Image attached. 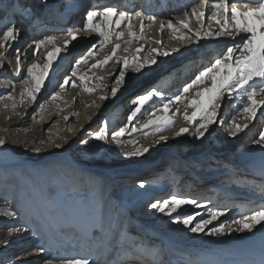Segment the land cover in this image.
Segmentation results:
<instances>
[{
	"label": "rangeland",
	"instance_id": "1",
	"mask_svg": "<svg viewBox=\"0 0 264 264\" xmlns=\"http://www.w3.org/2000/svg\"><path fill=\"white\" fill-rule=\"evenodd\" d=\"M77 1L79 0L73 2H70V0H48L47 7H44L40 5V0H23L24 3L32 7L33 13L39 18L38 23H43V26L49 27L55 25L57 16H61L59 20H62L58 22L69 21L72 18L73 21L78 20V27H80L84 22L88 7L91 9L93 5L88 2L89 0H85L87 5L82 7L83 10L77 12L81 11L78 16L73 11ZM9 3L10 0H0V29H3L9 22H15L22 27L23 31L18 39L13 42L8 55L12 57L15 49L20 48L23 50L21 58L24 63L19 75L15 74L13 59L4 61L3 68H0V88L7 87V90L0 94V131L6 127L9 130H14L13 121L27 117L26 130L29 126H40L41 132L37 133L39 137L36 141L33 140L31 148L25 147L28 145V140L23 138V158L44 160L60 156L59 153L69 150L70 140L75 138L73 149L65 154L70 161L77 162L82 166L76 168L72 164L68 166L60 162L42 163L26 169L13 168L9 171L0 172V209L10 207L18 213L16 217H6L0 214V242H3L0 243V264H45V261L54 258L81 256H85L94 262L99 257L102 258L99 240L103 237L108 225H111L112 236L108 237L106 235V237L115 240L118 243L117 248L123 245L125 239L132 237L133 247L121 250L123 254L138 255L147 245L152 248L149 255L151 254L154 258L164 256L163 261H166V264H225V260H227L225 256L229 253L223 250L221 246H229L230 248L231 245H234L231 249L236 252L233 253L234 258H241L244 261L248 255L242 251L243 248L240 245L250 246L255 242L264 246V229L259 231L260 234L258 233L261 240L257 241L254 238L237 246V243L241 240L237 237L242 235L243 232L235 231L237 225L233 223L234 220L240 219L252 209L262 206V201H264V186L258 189L254 187L255 182H259L258 177H254L252 182L251 177L243 175L251 174V170L257 168L254 166H252L253 168L247 167L245 163L248 164L249 158L254 155H263L259 151L260 144L253 142L256 138H259V133L262 130L257 133L256 137H253V140L246 141L242 148L240 146V148L230 153L229 157L234 159L230 160L228 165L219 168L221 170L219 172L220 177L208 179L205 186L207 189L206 194L204 193L203 197L195 199L199 202L198 206L183 205L178 213H173V217L179 215L181 219V222L174 223L172 217L165 216L155 209L149 208L148 205L154 201L170 199L173 196L181 199H192L188 193L195 192L201 183V181H198L193 189L191 187L192 180L195 179V176H201L200 170H209L210 166L215 165L214 162H218V159H204L203 151L211 149L210 147H213L214 150L225 149L227 145L221 148L222 143H229L233 147L237 139L232 136L229 137L228 133H225L227 135L218 133L212 139H202L199 142L194 136L188 134V139L180 137L176 139L177 143L181 145L184 143L185 148L183 150L179 151L180 145H170L167 147L169 153L161 154L160 152L157 153L153 147V136L147 137L148 141L145 142L141 132L137 131L139 133L136 135L132 134L131 129L138 126L137 122H145L149 118L155 119L161 116H166L167 119L174 121L168 130L163 131L168 132L178 123L179 116L172 112L170 108L168 112L159 111L158 109L163 107V103H161V95H157L144 105L141 112L129 124L127 117L130 111L137 106L136 104L132 106L130 103L135 96L156 89L159 82L155 86L151 85L132 95H130L129 88L123 89L125 85H121L117 95L112 97L110 89L115 86L114 80L123 64L114 67L113 57L103 68H92L93 64L102 61L106 57L100 56L101 54L108 51V55H111V46L116 42L113 29L115 24L113 19L115 18H111L113 25L107 27L98 18L101 28L105 26L104 29L107 31L109 29L113 30V35L109 31V35L111 34L110 37H112L111 42L105 45L102 50L99 48L100 44L95 45L94 41H90V36L86 37L87 33H78L79 39L71 41L69 32L74 27L63 31V35H68V38L62 42H56L55 47L61 48L62 51L53 60L52 67L49 69L40 92L36 93V100L31 101L25 91L31 85L23 83L24 79H29L27 77V66L32 62L43 65L46 62L48 52L53 51V46L47 45L37 55H33L35 46H29L31 42H34V38L29 35L32 30L29 31L24 24V21L28 24V20L31 18L28 17L26 21V18L20 15L14 16L13 10L8 7ZM65 5H67L66 7L69 6L67 13L62 11ZM141 5H143L142 2ZM104 7H113V5ZM114 7L121 9L118 4H114ZM169 11L167 12L169 13ZM151 15H153L152 12ZM34 20V18L31 20V25L35 22ZM133 21L134 18L131 21L134 28ZM60 24L57 23V25ZM121 29L124 30V36H126L128 31L127 22L124 23ZM95 39L98 43L102 40V37L96 36ZM169 39L170 36L168 35L165 41L167 42ZM66 40L70 42L65 49L64 42ZM76 45L82 46V50L76 52ZM94 46V58H89L94 60L92 62L89 60L76 68V61L85 56ZM128 48L131 50V54L136 53L137 48L130 49L131 45ZM102 51L104 52L101 53ZM26 54H28L27 58L25 57ZM118 55H123V52L118 53ZM132 57L128 59L131 60ZM163 59L165 58L158 61L159 64H155L156 67L159 65L158 71L161 74L164 75L172 70H174V73L178 71L176 67L179 63L177 61L174 60L172 64L175 65L169 67L170 65L163 62ZM74 69L77 72L75 77L72 76ZM127 71H134L131 66L125 69L126 77L131 78L127 83L129 84L133 82L134 77H137V75L126 73ZM80 76H87L89 79L81 81ZM69 77L72 78L65 87V91L61 93V99L52 101L50 99L51 95L59 92L60 85ZM96 77H103V79L98 80L95 79ZM73 82L76 84L77 82L81 83L77 87L79 90L76 87L72 88ZM12 83L16 85L14 92L12 91ZM85 85L95 90L86 92L84 91ZM71 89L77 91V95L74 96ZM9 94L14 96V99H7L6 97ZM101 95H107V99L101 101L99 99ZM74 99L75 102H73ZM21 100L24 101L22 106ZM13 104L16 105L15 109L12 107ZM96 105H99V107ZM243 105H245V102ZM41 107H43V111H41ZM52 109L56 110L57 117L52 114ZM152 112L156 113L155 117L151 116ZM73 113H78V115H73ZM1 114L6 118L1 119ZM65 116L69 117L68 121L64 120ZM46 117H49L48 122L53 119L47 125L45 124L47 121L44 120ZM231 119L230 117L225 123V129L228 128ZM56 121L60 122L54 123ZM261 126H264V121ZM121 127L129 129L125 136L121 137L123 141L133 140L136 146H148L151 151L142 157L126 156L125 151L114 156L110 155L114 151L110 150L114 147V141L111 137ZM101 129L105 131L106 142L95 139V135ZM26 130L21 134H26ZM52 134H55L56 137L54 142L51 141L54 137ZM5 137L12 140L11 144H7L9 146L13 147L18 142V137H15V135H6L1 138L5 140ZM42 137L47 142L44 143ZM83 140H87L88 143H82ZM209 140L213 143H210ZM192 142L197 143V146L191 144ZM56 144H60L61 147L56 148ZM127 148L133 149V145L129 144ZM36 149H39L40 153ZM8 151L12 154L9 160L15 161L22 158V153L19 150L12 148ZM110 156L112 158L109 160ZM191 156L192 159L190 160ZM117 158L118 162L113 163L116 167L124 161L129 163H126V165L121 164L119 169L111 170L109 175L104 171L98 173L91 168L99 162L108 165ZM182 160L185 162V169L179 171L177 170L178 164ZM182 172L184 178L180 183L177 179H180L178 176ZM140 182H144L145 187L140 188ZM211 184L219 187H212ZM18 185L21 190L14 192ZM51 190L55 193L51 194ZM218 190L222 191V194ZM250 196H255V200L251 199V202L246 204L238 202L239 199L244 200ZM216 210H222L224 215L207 225L204 232L193 233L189 231V228L197 222L209 219V214ZM65 212L68 214L69 221L72 222L73 229L64 233ZM187 215L194 216L192 225L185 226L182 223V218ZM240 215L242 216L237 218ZM13 218H18L19 223L17 225L14 226L11 223L2 225V221L9 222L8 220ZM135 222L154 223L152 224L154 229L152 232L157 237L155 244L153 243L154 239L147 241L148 238H143L142 233L134 227ZM17 226L18 228L27 227L29 231H26L23 237H17L21 232L13 233L7 239L3 237L6 236L5 233L9 229ZM216 227H224L226 234L223 236H209L206 234ZM21 238L20 241H22L24 247L12 251L13 241ZM5 240L8 242V248L2 250ZM38 246L45 247L46 251L43 255L34 251ZM138 248H141V250ZM165 248H168L171 258L167 256ZM28 250H33L31 255L27 254ZM153 253H155L154 256ZM21 256L25 259H19ZM200 258L203 260L200 261Z\"/></svg>",
	"mask_w": 264,
	"mask_h": 264
},
{
	"label": "snow or ice",
	"instance_id": "2",
	"mask_svg": "<svg viewBox=\"0 0 264 264\" xmlns=\"http://www.w3.org/2000/svg\"><path fill=\"white\" fill-rule=\"evenodd\" d=\"M48 0H40V5L47 7ZM9 8L13 10V15H20L21 17L27 18L33 15L32 7L28 6L23 0H10L8 5ZM206 12L209 14L208 18L214 20L217 24H220V29L213 33L205 30V24L203 20L206 16ZM184 19L178 24L174 23L172 20L167 22H160V29L163 32L165 26L171 30L172 39L177 41H182L186 43L196 42L199 43L200 40L206 37L219 38L221 36H236L241 33L246 34L238 45H233L227 47L224 52L214 57L207 66L203 67L194 77L187 83L183 85L179 93L175 96L173 101L170 103H175L177 105L175 111L179 112V104L184 101L187 94L190 91H194V96L188 100L186 107L193 109L191 115L187 112L184 114V120L189 124L195 125V131L190 132L189 128L181 127L176 131V137H180L185 134H189L195 137L196 140H202L205 138V134L209 131L210 126L218 123L217 120V110L220 108L219 101L227 95L229 98L236 96L244 100L245 106L239 110V112L244 114V119L252 120L257 115V110L264 108V0H196L195 5L191 8L190 12L185 11L183 13ZM140 21L141 32L140 37H137L136 33L133 31V25L131 21L133 18ZM129 15L127 11H120L115 7H105L102 11H97L95 8L86 12L84 16V22L80 27L75 28L74 31L69 32L71 41H76L79 39L78 33H94L98 32L99 36L102 37L100 41L99 48L102 50L105 45L111 42L112 37L109 35V31L101 28L99 24L94 23V21L99 18L107 24L110 18H115L114 23L117 28L124 22H127V34L131 37L130 40L126 42V45L122 48L119 43H116L111 50V55L106 56L102 61H99L92 65V68H103L104 65L108 64L109 61L117 56L119 52L128 51V46L133 42L143 36L144 32V15L141 12H136ZM147 20L149 22H155L156 17L154 15H148ZM195 18L196 24H191L192 19ZM191 25V26H190ZM148 27H151L149 23ZM196 31L193 32V28ZM186 30V31H185ZM23 29L20 25L15 22H9L3 29H0V68H3L4 61L13 59L14 60V71L16 75L21 73L22 65L24 61L21 58L22 49L16 48L12 57H9V49L12 48L13 42H15ZM124 36V30L121 29L115 34L114 39L116 41L120 40ZM70 41L66 40L64 42V48L68 47ZM35 49L33 55H37L42 48L47 45L53 46V51L48 52L46 57V62L41 65L36 62H32L27 66V77L29 79H24L23 83L25 85H31L25 89L29 99L31 101L36 100V93L40 92L41 87L44 84L45 78L48 75L49 69L52 67V62L56 56L62 51L61 48L55 47L56 37L53 35H46L44 38L34 41ZM154 43L160 44L161 41H155ZM93 49H90L85 56H82L78 61H76V68L80 64L87 63V60L93 57ZM145 51L143 47L137 48L136 52ZM179 47H174L170 51H159L153 48L149 53V56L145 57L141 62L137 56H133L131 60L128 58H123L122 61L118 57L116 60L117 64L122 62L123 67L119 71V74L114 80V85L110 89V95L115 97L120 89L121 85H127L130 77H126L125 69L132 67L134 72H140L146 67L157 64V60L152 53L156 56H169L173 53L179 52ZM72 76H77L75 69L72 71ZM81 81H87L89 78L87 76H80ZM95 79L102 80L103 77H96ZM69 80L65 79L60 85V91L55 92L51 95L50 99L56 101L61 99V93L65 91V87L69 84ZM78 85L73 82L72 87H77ZM15 83H12V91H15ZM95 89L89 88L85 85L84 91L91 92ZM23 95V93H22ZM160 95L158 90L152 89L135 96L133 103L137 106L130 111L127 119L129 124L137 117L138 113L141 112L144 105L155 96ZM7 99H14V96L9 94ZM205 98H207L205 100ZM101 101L107 99V95H101L99 97ZM75 102V99L73 100ZM21 106L24 101L21 100ZM99 107V105H96ZM15 109L16 105H12ZM41 107V111H43ZM159 111L168 112L169 104H164ZM61 111H63L61 109ZM73 115H78V113H73ZM156 113L152 112L151 116L155 117ZM65 121L69 120L68 116L64 117ZM174 121L167 119L166 116L157 117L155 119L149 118L147 121L141 123L137 127L131 129L132 132H141L146 138L149 136H154L157 132H163L168 130V128L173 125ZM106 127V126H105ZM247 128V124L241 126L237 123L235 117L231 119L229 126L227 128L228 134L235 137L239 132ZM148 131H144V130ZM129 131L126 127H121L118 131H115L111 139L115 142L118 148H126L129 144L133 145V149L127 153L126 156L142 157L146 153L151 151L148 146H136L135 141L128 140L122 141L121 137ZM95 139L98 141H107L104 129H101L95 135ZM168 140L167 136H159L158 139L154 141L155 144H160L161 142L166 143ZM87 144V140L81 141ZM256 144H260L264 147V131L259 133V138L253 141ZM67 143V141H65ZM6 144L4 139H0V148H3ZM56 148H60V144L55 145ZM39 152V149H36ZM140 188L145 187L144 182H140ZM198 201L195 199H181L175 196L170 199L158 200L150 203L149 208L155 209L157 212L162 213L165 216L172 217L174 223L181 222L179 215L173 217V213H178L179 209L183 205H194L198 206ZM0 214L6 217H16L18 213L9 208L0 209ZM224 212L222 210L212 211L209 214V219H204L201 222H197L194 226L189 228V231L193 233L204 232L207 225L211 224L214 220H217L220 216H223ZM194 216L187 215L182 218V223L185 226L193 224ZM237 225L235 231L239 232H249L252 233L254 230L264 229V206L252 209L247 214L243 215L240 219L233 221ZM259 226V228H258ZM230 227V226H229ZM29 231L27 227L24 228H12L8 230V235H13L14 232ZM209 236H223L225 235L224 227H216L211 231L206 233ZM3 243V242H0ZM33 250H28L27 254L31 255ZM37 254L43 255L46 251L45 247L38 246L34 249ZM155 255V253H153ZM45 264H94L89 258L85 256L73 257V258H62V259H50L45 261Z\"/></svg>",
	"mask_w": 264,
	"mask_h": 264
},
{
	"label": "bare ground",
	"instance_id": "3",
	"mask_svg": "<svg viewBox=\"0 0 264 264\" xmlns=\"http://www.w3.org/2000/svg\"><path fill=\"white\" fill-rule=\"evenodd\" d=\"M74 0H70V2H73ZM122 0H89L88 2L92 3L93 8H95L97 11H102L105 7L104 6H110L114 4H118L119 6H121L122 11H127L129 13V15H132L134 17V14L136 12H141L142 15H144L145 19H144V32H145V36L137 39V40H133V42L130 44L131 48H141L143 47L145 49V51L139 52V53H134L131 54V50H129L126 52H123V55H118L114 56L113 59V66H117L118 64L116 63L117 58L119 57L122 61L123 58H131L132 56H137L139 58V60L142 62L143 59L147 56H149V53L151 52V50L153 48L158 49L159 51H165L168 50L170 51L172 48L174 47H179L180 51L177 53H173L167 57L165 56H156L155 53H152L153 56H155V59L158 61H160L162 58L163 62H165L166 64L170 65L169 67H172L175 64H172V62L175 60L179 63V65L176 67L178 69V71H176L174 73V70L166 73V74H161L160 71H158L159 69V65L158 67H156L155 65H151L149 67H146L145 69H143L140 72H130L127 71L126 73H133L136 74L137 77H134L133 82H135V80H137V82L133 83H129L127 85L124 86L123 89L129 88L130 89V95L135 94L136 92L140 91L141 89H144L146 87H149L151 85H154L159 82V84L157 85L156 90H158L159 93H161V103L164 104H169V108L172 112L178 114L179 116V121L177 124L174 125V127L171 128L170 131L168 132H162V133H156L153 136V147L155 149V151L157 153H169L167 147L168 146H172V145H180L179 151H181V149L183 150L185 148L184 143L179 144L176 142V139L179 137H176L175 133L176 131H178L181 127H187L189 128L190 132H193V129L195 128L194 124H189L188 122H186L184 120V114L185 112H187L188 115H191L193 112V109L191 108H187V102L188 100H190L191 98H193L194 96V91H190V93L187 94V97L184 101H182L179 104V112L177 113L175 111L177 105L175 103H170V101H173L175 99V96L179 93L180 89L183 87V85L187 82H189L196 73H198L203 67L207 66V64L217 55L221 54L222 52H224V50L229 47V46H233V45H238L240 42H242V39L245 37L246 34L241 33L240 35H236V36H221L219 38H213V37H206L202 40L199 41V43L196 42H192V43H186V42H182V41H177L175 39H172V32L170 29H168L166 26L163 30V32H161L160 29V22L161 21H165L167 22L168 20H172L174 23L178 24L181 20L184 19L183 13L185 11H189L191 10V8L195 5L196 0H163L164 5H160L157 0H144L143 5H141L139 0H129L128 3L124 4V2H121ZM121 2V3H120ZM75 3V2H74ZM89 3V5H90ZM85 5H87V2H85V0H79L75 3V7L73 8L74 13H77L79 10H83L82 7H84ZM103 5V6H101ZM123 5V6H122ZM67 5L64 6V9H62V11H65L66 13L68 12V7H66ZM123 7V8H122ZM164 7V8H163ZM93 8H89L88 10H92ZM57 10V9H56ZM119 10V9H118ZM168 10L169 13L167 12ZM55 11V10H54ZM81 12V11H80ZM79 13H77L76 15L79 16ZM151 12L153 13V15L156 17V21L153 23L151 22V27H148L149 25V21L147 20V16L151 15ZM59 15V14H58ZM208 13L206 12V16L203 20V23L205 24V30L209 31V32H217L221 25L217 24L214 20L208 18ZM31 19L28 20V17L26 18V21L28 20L29 23L27 24V22L24 21L25 26L29 29V31L32 30V32L29 33L30 36H32L34 38V41L42 39V37L46 36V35H53L56 37V42H62L65 39L68 38V35H63V31L67 30L68 28H71V31H74L76 27H78L79 25V21H73V18L69 21H63V22H58V21H62L59 20L61 18V16H57L56 18V22L54 26H43V23H38L39 18L36 17V15L33 13V15L29 16ZM33 18L35 19L34 23H32L31 25V20H33ZM37 18V19H36ZM114 20V19H113ZM103 21V20H102ZM101 21V23H102ZM134 28L133 31L136 33L137 37H140V32H141V26H140V21L135 19L134 17ZM57 23H61L60 25H57ZM94 23H97L100 25V20L97 18ZM125 23V22H124ZM124 23H122L120 25V28H117L116 25H113V21L110 18L109 22L107 24H105V26H109V25H113L112 28L114 29V34H116L121 27L124 25ZM133 24V23H132ZM191 24H196L195 18L192 19ZM104 26V28H105ZM191 26V25H190ZM109 29V27H108ZM108 31H110V33H113V30L109 29ZM169 31V34H168ZM186 31V30H185ZM196 31V28H193V32ZM82 33V32H80ZM88 35L86 37H91L90 41H94L95 45H99L100 42H96L95 37L99 36L98 32H94V33H87ZM110 34V35H111ZM113 35V34H112ZM170 36V39L166 42V38L167 36ZM131 37L128 36V34L126 36H122V38L118 41H116L115 43L112 44V48L115 46L116 43H119L121 45V47L123 48L126 45V42L128 40H130ZM155 41H161L160 44H156L154 43ZM29 46H35L34 42H31L29 44ZM82 46L76 45V52H79L80 50H82L81 48ZM195 49V50H194ZM104 51H102L101 53H103ZM120 53V52H119ZM108 55V51L103 54H101L100 56H107ZM22 57V55H21ZM26 58L28 57V54H26L25 56ZM90 59H88L87 61H89ZM94 60V59H93ZM93 60H90V62H92ZM122 64V62L120 63ZM159 64V62L157 63ZM81 65V64H80ZM175 68V69H176ZM180 68V69H179ZM72 78V77H71ZM77 82V85H80L81 83ZM79 87V86H77ZM76 87V88H77ZM74 88V87H72ZM78 89V88H77ZM5 90H7V87L5 88H0V94L3 93ZM72 93L73 95H77V91H74L73 89ZM79 90V89H78ZM207 98H205L206 100ZM220 103V108L217 110V120L218 123L213 124L212 126H210L209 131L205 134V138H210L212 139L213 136L215 137V135H217L218 133H222L223 135H227L225 133H228L227 128L225 129V123H227V121L233 117L236 118L237 123L240 124L241 126L247 124V128H244L243 131L239 132L235 138L237 139V141L234 142V146L232 147L229 143L227 144H221V148H223L224 146L227 145V147L225 149H218V150H214L213 147H210L211 149H206V151H203V158L207 159V158H211V160H215L218 159V162H214L215 165L214 166H210L209 170H200L201 172V176H195V179L192 180V185L191 187L194 189L196 187V183L198 181H201L199 188L195 191V192H190L188 193L190 195V197L193 199H199L200 197H203L204 193L206 192V184L208 182V179L212 178H217L220 177V171L219 168L222 166H226L229 164L230 160H233L234 158L229 157L231 152H234L237 148H242V146H244L243 144L246 143V141L249 140H253V137L257 135V133L262 130L264 131V126H261L263 121H264V108H260L257 110V115L254 119L252 120H246L244 119V114L239 112L240 109H242L245 105H243L244 100L240 97H236L233 96L231 98H229L227 95L224 96L223 99H221L219 101ZM132 106L135 105V103H133V101L130 103ZM52 114H54V117H57V113L55 109H52ZM50 116V115H49ZM6 118V116H4L3 114H1V119ZM47 119H49V117H46L44 120L47 121ZM53 119H51L52 121ZM51 121H47L45 122V124L47 125L48 123H50ZM60 121H56L54 123H58ZM144 121H139L137 122L138 125H140L141 123H143ZM7 123V122H6ZM44 124V125H45ZM28 125V120L27 117L26 118H21L18 120H14L12 123V126L15 128L14 130H9L6 128H4L2 131H0V136H6V135H15V137H18V142L15 143V145L9 146L7 144H11L12 140L8 139L7 137H5V141L6 144L3 148H0V172H5V171H9L12 170L13 168L15 169H26V168H30L33 166H38L42 163L45 164H53L56 162H60L64 165H68L72 164L74 167L78 168L81 167L82 165H80L79 163H74L72 161H70V159L67 157V155L65 153L71 151L74 145V139L72 138L70 140L71 144H70V148L69 150H65L64 153L61 152L59 153L60 156H56V157H50L44 160H29L26 158H23L24 154H23V138H25L24 140H28L27 142V148H31L32 147V143L33 140L36 141V139L39 137L37 135V133L41 132L40 130V126H29L26 130V127ZM58 125V124H57ZM26 130V134H21V132ZM134 133V135H136L139 132H132V134ZM54 137L52 138V142L55 141L56 137L55 134ZM167 136L168 140L166 143L161 142L160 144H155L154 141L156 139H158L159 136ZM229 135V134H228ZM0 137V139H2ZM230 137V135H229ZM142 138L145 142L148 141V139L142 134ZM180 138H184V139H188L189 135L185 134L180 136ZM42 141L45 143L47 142L46 139L44 137L41 138ZM257 139V138H256ZM122 140V138H121ZM123 141V140H122ZM201 140H199L200 142ZM210 143H213V141L209 140ZM194 144V146L196 147L197 143H191ZM114 145V149L111 148L110 150L113 151V153L111 152L110 155H117L119 153H121L122 151H125L126 153L131 151L132 149H128L126 148H118L115 144V142H113ZM184 145V146H183ZM231 146V147H230ZM260 150L263 155L262 156H258V155H254L252 157L249 158L248 164L247 162L245 163L247 165L248 168H251L252 166L257 167L255 170H251V174H243L244 176H249L252 179L253 182V178L254 177H258L259 182H255L254 187L258 188H262L264 186V147H262L261 145H259ZM15 148L16 150H19L22 156V158H18L17 160L13 161V160H9L12 156L11 153H9L8 149H12ZM167 149V150H166ZM40 153V152H38ZM58 154V155H59ZM15 156V155H13ZM112 158V156L109 157V160ZM121 159V158H120ZM127 159V158H126ZM192 159V156L190 157V160ZM118 162V158L115 160H112L108 165H104L102 164V162L97 163L96 165H93L91 168L95 169L94 171L101 173L100 171H104L109 175V172L111 170H115V169H119L121 164H125L129 163L127 161H124L123 163H121L119 166L116 167L115 164ZM108 166V167H106ZM130 167H133L131 165H129ZM253 168V167H252ZM185 169V162L184 160L180 161V163L178 164V168L177 170L182 171ZM263 169V170H262ZM183 172L180 174V179H177V181H179L181 183L182 179L184 178ZM211 186L213 187H219V186H215V184H211ZM21 188L18 185L14 192H18L20 191ZM221 194L222 191L218 190ZM259 191V190H258ZM264 191V190H263ZM51 194L55 193L54 191H50ZM261 193V192H260ZM206 194V193H205ZM194 196V197H193ZM217 198L219 197L218 195L216 196ZM255 196H250V197H246V199L241 200L239 199L238 202L240 201V203L246 204L251 202L250 200L252 199L253 201L255 200ZM221 202V201H219ZM262 206H264V201H262ZM260 204V203H259ZM208 206V205H205ZM251 206V205H250ZM250 208V207H249ZM248 208V209H249ZM66 216L64 218V233L67 231H71L73 229L72 227V222H70L69 217L67 212ZM233 215V214H230ZM237 216V218L241 217ZM5 219V218H4ZM18 218H13V219H9V222H4L2 221V225L5 224H10L11 225H17L19 222L17 220ZM152 224L154 223H141V222H135L134 227L136 229H138L142 235L143 238L147 239V241L149 240H153L154 239V244H155V240H157V237L155 236V234L152 232L154 231V229L152 228ZM235 226V225H234ZM15 228H18L15 227ZM111 225H108L104 231L103 237H101V239L99 240V242L101 243L100 245V251H101V255L102 258H98L97 260L94 261V263L97 264H166V261H163L164 256L160 257V258H154L152 257V255H149V251L152 250L151 247L149 246H145L143 248V250L141 252L138 253V255H128V254H123V252H121V250H125V249H129L130 247L132 248L133 246V239L130 236L129 238L125 239L123 241V245L120 247L118 246L117 248V244L115 242V240H110L108 237L112 236L111 231H110ZM262 229L259 230H254L252 233L249 232H243L242 235H240L239 237H237V239H241L239 243H237V246L239 244H242L244 242H249L251 240H253L255 238V240H259L260 237L258 236L259 231H261ZM234 231V230H232ZM16 233V232H14ZM25 231H21V233L19 235H17V237H23ZM6 236H3L4 238H8L10 237L8 235V232L5 233ZM260 234V233H259ZM264 234V233H263ZM106 235H108V237H106ZM262 235V234H261ZM259 237V238H257ZM232 239H234L232 237ZM236 239V240H237ZM264 239V238H263ZM21 239L18 240H14L12 243V251L16 250L20 247H24ZM141 240V239H140ZM261 240V239H260ZM259 243V242H258ZM83 244V243H82ZM252 244V243H251ZM234 245H231L230 248L229 246H221L223 250H226L229 254H227L225 257L227 258V260H225V258H223V260H225V264H264V246L259 245L257 243L254 242V244L248 246V245H240L243 249V252H246L248 257L245 258L244 261H242L241 258H234L235 255H233V253H236L234 250L231 249V247H233ZM236 247V246H235ZM8 248V242L5 240L4 241V246L2 248L6 249ZM10 248V247H9ZM139 250H141V248H138ZM167 251V256L170 257L168 248H165ZM230 249V250H229ZM232 254L230 257L229 255ZM154 256V255H153ZM245 256V255H244ZM152 258H154L152 260ZM243 258V256H242ZM19 259H25L23 258V256H21ZM168 259V258H167ZM203 260L200 258V261ZM110 261V263H109ZM216 264V263H213Z\"/></svg>",
	"mask_w": 264,
	"mask_h": 264
}]
</instances>
